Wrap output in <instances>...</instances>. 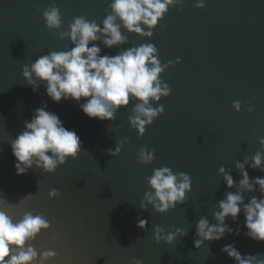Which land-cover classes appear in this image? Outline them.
Returning a JSON list of instances; mask_svg holds the SVG:
<instances>
[{
  "label": "water",
  "instance_id": "95a60500",
  "mask_svg": "<svg viewBox=\"0 0 264 264\" xmlns=\"http://www.w3.org/2000/svg\"><path fill=\"white\" fill-rule=\"evenodd\" d=\"M111 2L0 0V198L6 201L0 210L14 221L25 213L49 221V229L33 241L38 251L57 253L49 264H131L133 258L143 264H235L221 251L227 244H235L242 255L264 258V242L244 235L243 212L236 222L230 217L225 221L233 234L194 247L196 223L201 217L215 223L212 213L228 191L219 168L231 170L238 181L235 163L259 151L264 137V0H204L203 10L195 7L197 0H181L180 10L170 8L151 39L122 29L126 44L111 49L100 45L101 55L113 56L152 43L162 64L181 60L161 75L172 91L153 105L163 104L165 111L143 137L128 121L134 101L118 110L113 121L89 119L71 99L53 102L44 85L34 92L22 75L23 66L40 56L72 47L69 39L60 40L57 30L47 28L46 8L60 9V31H68L79 16L102 26ZM237 100L240 112L232 107ZM45 105L77 133L81 151L54 173L33 165L17 175L10 142L35 109ZM125 139L119 155L108 154ZM142 147L154 151L152 163L138 162ZM165 166L190 175L185 203L166 214L151 205L142 210L140 202L150 190L146 178ZM246 170L250 178L264 177L259 170ZM53 189L60 196L50 199ZM253 194L261 195L258 190ZM141 219L148 221L146 230L137 227ZM155 226L163 227L165 234L181 228L187 235L171 245L156 243Z\"/></svg>",
  "mask_w": 264,
  "mask_h": 264
},
{
  "label": "clouds",
  "instance_id": "9594fccd",
  "mask_svg": "<svg viewBox=\"0 0 264 264\" xmlns=\"http://www.w3.org/2000/svg\"><path fill=\"white\" fill-rule=\"evenodd\" d=\"M180 2L112 0L102 26L95 19L89 21L86 16H79L68 25V31H60V9L50 6L43 11L47 28L57 30L60 40L69 39L72 47L66 51H51L37 58L30 66H23V78L34 92L44 85L47 96L55 103L69 99L75 101L89 119L113 121L118 110L128 108L130 102L134 101L128 121L143 137L146 127L165 111L163 104L157 107L153 105L162 98H168L172 91L162 81L161 75L181 60L177 58L162 64L158 49L152 43H142L113 56L101 55L100 45L111 49L126 44L128 36L122 33V29L128 34L151 39L158 22L163 20L170 8L176 7L179 11ZM195 7L203 10L204 0H197ZM232 107L240 112V101H234ZM45 109L46 105L35 109L31 120L25 121L24 130L10 142L17 175L26 174L33 165L45 173H54L67 160L76 159L81 151L82 142L77 133L68 130L57 114ZM126 142L127 139L117 142L115 150L108 149V154L112 157L119 155ZM259 145L260 150L251 158L245 157L242 162L235 163L240 176L238 181L234 180L231 170L223 166L219 168L228 191L218 201V210L212 213L215 223H210L207 217H201L196 223V249H200L205 242L221 240L225 233L233 234L225 221L230 217L236 222L241 212L247 229L244 235L264 242V177L250 178L246 170L247 166L264 173V137L259 139ZM154 159V151L146 147L139 150V163L147 165ZM146 180L150 190L145 192L140 202L142 210H147V205H151L157 213L166 214L178 204H184L186 193L191 191L190 175L174 173L166 166L154 169ZM257 190L261 194L259 197L253 194ZM48 195L52 199L58 198L60 193L53 189ZM5 203L0 198V209ZM147 223L146 219H141L137 227L146 230ZM49 227V221L40 214L25 213L14 221L6 211L0 210V264H49L57 253L53 250L41 252L33 246L37 236ZM235 234H240L239 228ZM186 235L187 231L181 228L167 234L161 226L154 228L156 243L163 241L171 245L177 237ZM221 251L235 264H264V258L259 254L242 255L235 244L224 245ZM131 264H143V261L133 258Z\"/></svg>",
  "mask_w": 264,
  "mask_h": 264
}]
</instances>
